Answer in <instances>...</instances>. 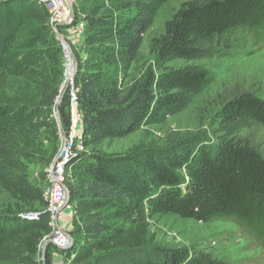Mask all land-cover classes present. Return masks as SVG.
Segmentation results:
<instances>
[{
	"label": "trees",
	"instance_id": "16d2710c",
	"mask_svg": "<svg viewBox=\"0 0 264 264\" xmlns=\"http://www.w3.org/2000/svg\"><path fill=\"white\" fill-rule=\"evenodd\" d=\"M168 1H75L84 56L60 106L68 134L75 113L83 123L64 170L74 243L48 247L47 264L55 250L64 264H230L208 247L157 246V215L236 219L264 236V150L255 139L264 98L251 90L220 95L205 132L105 151L107 141L187 110L216 78L210 62L264 31V0H186L150 35ZM50 16L44 0H0V264H43L41 245L53 231L28 168L49 166L61 141L54 106L64 47Z\"/></svg>",
	"mask_w": 264,
	"mask_h": 264
},
{
	"label": "rangeland",
	"instance_id": "374dc122",
	"mask_svg": "<svg viewBox=\"0 0 264 264\" xmlns=\"http://www.w3.org/2000/svg\"><path fill=\"white\" fill-rule=\"evenodd\" d=\"M185 1L170 0L165 3L159 10L149 31L150 35L162 33L166 21ZM65 10L67 11V8ZM59 32L71 44L77 59L83 57V28L79 24H74L73 21L68 27H60ZM54 33L56 34L55 31ZM148 44L149 41L146 40L145 52L148 50ZM210 64L215 70L216 78L201 95L194 99L187 110L167 118L162 123L142 127L126 137L107 141L104 145L105 151L109 153L133 152L143 146H161V144L177 137L179 134L205 132L208 130L211 115L217 110L220 95L227 96L233 91L248 89L264 98V31H253L247 36L244 45L236 47L223 60H213ZM71 69V57L69 54L67 57L64 50L65 77L61 89L66 84ZM79 116L76 113L74 114L70 132L73 138L70 141L67 139L69 137L65 141L61 133L58 153L61 152L64 146H67L66 149L69 150L68 142L82 134L83 123L81 116ZM255 139L264 150V127L256 131ZM69 157L68 153V159ZM68 159L65 161L64 167L61 163H58L55 169L61 167L64 173ZM53 164L54 159L49 166L44 167L40 164H30L28 166L31 181L34 185L42 187L44 192L50 184ZM70 216H73L72 205L65 208L60 222L64 220V226L66 224L72 225L68 221ZM53 231L54 233L58 231V227L56 226ZM151 234L155 237V244L160 247L186 249L189 253L193 250L208 247L209 251L217 254L230 264H264V236H258L236 219L204 223L200 220L181 218L177 215H157L151 220Z\"/></svg>",
	"mask_w": 264,
	"mask_h": 264
},
{
	"label": "water",
	"instance_id": "95a60500",
	"mask_svg": "<svg viewBox=\"0 0 264 264\" xmlns=\"http://www.w3.org/2000/svg\"><path fill=\"white\" fill-rule=\"evenodd\" d=\"M44 1L46 3H48L49 5H51V0H44ZM65 1L67 2V4L70 6V9H71L70 18L66 19L64 21L57 22L54 25V31L56 32L58 39L60 40V42L64 46L66 56L68 57V54H69L73 58V69H72L70 78H67L66 84L63 86V88L60 91V94L58 95V97L56 99L55 106H54V115L56 117L60 131L63 134V138L66 141V138L68 137L67 136L68 132L66 131V129L63 125L60 106H61L64 95H65L69 85L74 81L75 76L78 72L79 61L75 55V52L73 51L71 44L59 32L60 27H68L69 25H71V23H73V21L75 19V0H65ZM62 158H63V152L61 150V152H59L54 159V164L52 166L53 172L55 171V167L57 166L58 163H61V165L64 167L65 161H62ZM64 186L66 187L68 194H67L66 200H65V202L61 208L62 211L65 210L66 207H69L71 205L70 190L65 183H64ZM55 223H56V225H58V214L55 217ZM58 230L63 232L68 237L69 247H70L74 243V237H73L71 231H64L60 226L58 227ZM55 237H57V234H54L52 232L51 235L49 237L45 238L42 242L41 249H42L43 264H47V261H46V250H47V248L50 246L59 248V245L57 244Z\"/></svg>",
	"mask_w": 264,
	"mask_h": 264
},
{
	"label": "built area",
	"instance_id": "2783aa9c",
	"mask_svg": "<svg viewBox=\"0 0 264 264\" xmlns=\"http://www.w3.org/2000/svg\"><path fill=\"white\" fill-rule=\"evenodd\" d=\"M65 0H51V5H49L48 3H46L49 11H50V22L52 27L54 28V25L63 20V16L65 14ZM80 25L81 28H83L84 31V23L80 22L78 23ZM79 115V114H78ZM80 117V116H79ZM74 119V116H73ZM74 121V120H73ZM82 121V120H81ZM82 135L79 136V138ZM69 138H67L69 141L70 139H72V135L71 133L68 136ZM67 140V142H68ZM74 140V139H73ZM73 140L71 142H68L69 144V150H67V146H64V148L62 149L63 152V159L62 161H67L68 159V153L70 156L71 153V144L73 142ZM66 145V144H65ZM66 153V155H64ZM60 167V166H59ZM51 180H50V184L49 187L47 188V190L44 192V197L47 201V209L50 212L51 215V219H52V226H53V230L56 228V223H55V217L58 214V220H60L63 211L61 210L66 197H67V189L64 186V177H63V170L62 168H57L55 169V171H51ZM70 207V206H69ZM59 223V221H58ZM54 233V231H52ZM54 234H57V237H55V240L57 242V244L59 245V249L60 250H65L67 248H69V240L68 237L61 231H56ZM51 235V234H50ZM50 235H48L47 237H49ZM46 237V238H47Z\"/></svg>",
	"mask_w": 264,
	"mask_h": 264
},
{
	"label": "crops",
	"instance_id": "0c3cea01",
	"mask_svg": "<svg viewBox=\"0 0 264 264\" xmlns=\"http://www.w3.org/2000/svg\"><path fill=\"white\" fill-rule=\"evenodd\" d=\"M60 219H61V218H60ZM68 221H69V223L72 224V216H70V217L68 218ZM64 223H65L64 220H63V222H60V220H59V223H58L57 227L60 226L64 231H71V229H72V225H68V224H66V225L64 226ZM60 224H61V225H60ZM63 257H64V256H63V253L60 252V250H55L54 253H53L52 264H64Z\"/></svg>",
	"mask_w": 264,
	"mask_h": 264
},
{
	"label": "bare ground",
	"instance_id": "6f19581e",
	"mask_svg": "<svg viewBox=\"0 0 264 264\" xmlns=\"http://www.w3.org/2000/svg\"><path fill=\"white\" fill-rule=\"evenodd\" d=\"M66 4L65 5H67L66 6V8H67V11H66V14H65V17L63 18V20H61V21H64V20H66V19H69L70 18V11H71V9H70V6L67 4V2H65ZM71 57V56H70ZM71 61H72V69H73V58L71 57ZM72 69H71V71H70V73H69V76L67 77V78H70V76H71V72H72Z\"/></svg>",
	"mask_w": 264,
	"mask_h": 264
}]
</instances>
